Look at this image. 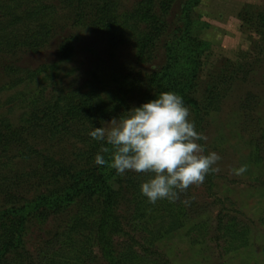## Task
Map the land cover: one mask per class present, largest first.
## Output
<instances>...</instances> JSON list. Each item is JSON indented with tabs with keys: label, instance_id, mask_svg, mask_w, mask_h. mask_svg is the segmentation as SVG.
<instances>
[{
	"label": "rangeland",
	"instance_id": "rangeland-1",
	"mask_svg": "<svg viewBox=\"0 0 264 264\" xmlns=\"http://www.w3.org/2000/svg\"><path fill=\"white\" fill-rule=\"evenodd\" d=\"M42 2L53 4L62 12L48 10L43 23L50 29L53 24L60 27L53 29L52 40L37 53L23 47L15 48L16 54L8 49L0 51V119L17 125L28 116L29 100L33 97L39 106L57 96L83 94L89 84L102 91L100 98L105 103L115 104L113 94L117 93L118 101L126 100L132 108L141 106L145 76L162 64L165 43L183 28L180 10L185 0H153L150 15L144 10V0H109L110 17L119 25L128 24V28L122 29V36L113 33L121 39L116 44L110 40L111 31L92 27L88 22L70 25L67 17L62 18L67 14L66 3ZM263 16L264 0H200L193 7L191 35L209 44L194 91L202 111L201 128L195 129L207 137L206 141H199L205 146V154L216 152L221 157L219 171L207 175L202 185L189 187L175 203H149L140 184L138 192L121 200L115 211L128 235H113L114 249H124L133 239L150 250L141 252L136 246L140 253L131 264H264V38L260 24ZM153 19L157 21L156 27H163L157 34L149 23ZM30 27L38 26L27 25L25 29ZM34 31L31 28L24 33L33 37ZM140 32L155 36L142 59L136 57L137 47L133 44ZM62 41L70 43V56L56 62ZM54 62L58 68L51 70ZM42 65L52 66L46 70ZM9 68L15 70L14 74ZM210 101L213 106L208 107ZM111 119L102 118L100 127L101 122ZM41 134L28 137L36 150L55 161L73 162L82 170L87 169L79 164L80 159L86 152L93 153L94 145L81 144L66 135L47 140V133ZM20 153L19 148L0 153V178H19L26 186L21 196L31 199L44 189L37 182V174L32 173L39 164L30 159L38 158L22 157ZM242 165H247L248 170L241 176L234 175L233 169ZM26 173L31 174L28 182ZM149 178L145 174L141 184ZM189 199L190 203L182 202ZM140 203L141 216L134 208ZM75 206L44 210L30 219L23 236L25 249L37 256L41 249H46L44 242L58 239V246L51 247V251L58 250L60 245L66 247L64 233L77 210ZM96 211L91 221L96 219ZM88 236L93 238L89 232L72 233L70 238L78 243ZM96 245L93 240L94 254L86 262L106 264ZM66 252L68 257H76L75 250H71L72 254L70 250ZM11 255L13 252L8 257Z\"/></svg>",
	"mask_w": 264,
	"mask_h": 264
},
{
	"label": "trees",
	"instance_id": "trees-1",
	"mask_svg": "<svg viewBox=\"0 0 264 264\" xmlns=\"http://www.w3.org/2000/svg\"><path fill=\"white\" fill-rule=\"evenodd\" d=\"M59 1L68 6L67 14L61 16L64 20L67 17L70 25H82L88 22L92 27L107 32L111 31L110 40L113 43L121 42V39L114 37L113 33L118 32L122 36V29L128 28V24L125 22L119 25L113 17H110L109 0ZM199 2L200 0H185L180 10L181 27L183 28L165 43L164 60L156 70L145 76L146 88L140 97V103L144 104L155 99L156 96L158 97L161 92H173L180 95L185 106L189 107V119L193 118L196 129L201 128L202 120L199 113L202 111L199 101L194 98V91L200 76L203 58L209 51V44L196 39L190 32V13ZM153 4V0H144V6L147 7L144 10L147 15L153 12ZM48 10L62 13L61 9H56L53 4H45L42 0H0V51L8 49L13 50L11 52L16 54L15 48L17 47H23L32 53L43 49L48 41L52 40L53 29L60 27L53 24L50 29L45 25L46 23H43ZM149 23H152L156 34L163 30V27L159 29V25L156 27L155 19ZM260 24L263 27L261 34L264 38V16L260 18ZM27 25L38 27L25 29ZM31 28L35 29V35L28 37L24 32H29ZM149 34L140 32L139 39L136 36L133 44L137 47L135 48L137 58L142 59L152 45V39L155 36ZM69 44L66 41L58 44L56 51L58 61L56 62L69 58L71 52ZM50 67L42 65V69L47 70ZM56 67L58 68V63L50 69ZM9 69L14 74L15 70ZM31 74L29 73V75ZM20 82L17 79V84ZM86 89L87 92L83 94L73 92L57 96L50 103L42 101L39 106L37 105L38 101L33 97L29 100L31 109L28 116L26 119H20L17 125L0 119V153L7 154L9 150L19 148L22 152L20 156L38 158L30 159L39 164L32 173L37 174V182L44 188L40 194L26 199L21 196V192L26 189V186L23 182H19V178H0V199L2 202L0 205V264H88L86 261H91L94 254L91 246L93 240L100 247L106 264L133 263L140 253L136 246L140 247L141 252L148 253L150 251L145 245L133 242V239L132 241L129 239L130 242L120 251L114 249L112 242L113 235L122 237L128 235L115 208L131 192L139 191V184L141 186L145 174L126 172L121 176L117 175L114 169L108 168L107 165H96L95 156L99 153L101 146H110L103 141L93 140L89 136L92 127H100L99 121L102 118H118L132 107L126 100L118 101L120 94H113L115 104L105 103L100 98L102 92L100 89L90 86V84ZM211 106L213 105L210 101L208 107ZM42 131L47 133V140H52L56 136L58 139L66 135L75 138L81 144L94 145L96 149L92 151L93 153L86 152L80 159L79 164L87 166V169L82 170L79 165L73 162L66 164L55 161L51 156H44L30 145L28 137L39 132L41 134ZM103 155L107 160L108 155ZM13 156L16 157V155ZM26 176H28L26 178V182H28L31 174L26 173ZM71 204H75L77 210L65 229L66 247L60 245L58 250L51 251V247L58 246L59 239L51 240L42 244L46 249H41L37 256L30 254L25 249L23 239L27 222L41 215L44 210H55ZM134 208L140 212L141 216V211H143L141 203ZM96 209L97 217L91 221V216ZM134 219H137L136 213ZM174 221L177 224V220L174 219ZM86 232H89L93 238L88 236L85 237L84 242L78 241V243L70 238L72 233L83 234ZM62 243L64 245V242ZM73 244H75L74 247L71 246ZM65 249L70 252L75 250L76 257L73 255L68 257ZM11 252L13 255L8 257Z\"/></svg>",
	"mask_w": 264,
	"mask_h": 264
},
{
	"label": "clouds",
	"instance_id": "clouds-1",
	"mask_svg": "<svg viewBox=\"0 0 264 264\" xmlns=\"http://www.w3.org/2000/svg\"><path fill=\"white\" fill-rule=\"evenodd\" d=\"M189 116V107L180 95L161 92L118 118L101 122L103 126L92 127L89 136L110 147L101 146L95 164L107 165L121 176L128 171L149 174L140 186L147 201L177 202L189 187L202 185L207 175L218 172L221 159L216 152L205 154L199 141L207 137L196 131ZM103 154L108 155L107 160ZM247 170L242 165L233 173L241 176ZM182 202L190 203V199Z\"/></svg>",
	"mask_w": 264,
	"mask_h": 264
}]
</instances>
